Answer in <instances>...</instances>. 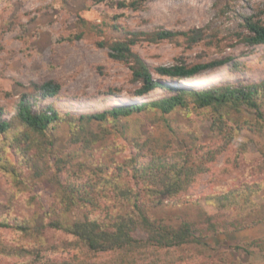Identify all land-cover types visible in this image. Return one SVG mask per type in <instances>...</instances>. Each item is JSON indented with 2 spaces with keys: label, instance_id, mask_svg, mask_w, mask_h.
<instances>
[{
  "label": "rangeland",
  "instance_id": "1",
  "mask_svg": "<svg viewBox=\"0 0 264 264\" xmlns=\"http://www.w3.org/2000/svg\"><path fill=\"white\" fill-rule=\"evenodd\" d=\"M118 1L0 0L1 117L12 118L22 95L32 101L36 110L50 104L60 113L75 116L169 95L161 88L143 96L134 94L139 83L132 78V60L109 56L111 43L127 39L133 41L132 52L149 66L153 76L174 89L264 79V43H239L236 35L242 28L232 17L217 15L214 3L218 0H149L137 8L119 6ZM241 7L256 13L264 22V0H244ZM157 28L187 35L158 40L147 34ZM77 34L81 37L74 38ZM193 34L195 38H188ZM228 55L240 63L239 70H233L229 63L182 80L161 76L154 70L178 61L193 64ZM46 81L59 84V92L45 99L33 98ZM231 117L254 120L248 110ZM213 120L212 109L196 107L188 99L185 107L179 106L168 114L149 110L117 121H92L84 125L78 137L72 136V128L61 121L45 135L33 137L36 142L26 152L35 155L42 147L40 160L32 162L42 163L45 171L40 176L34 173L33 166L18 162L11 151H6L10 162L4 167L17 171L3 168L0 159V220L28 225L29 229L23 232L0 225V264H43L60 259L86 264L98 258L100 254L87 250L71 234L52 228L48 222L59 217L64 224H70L95 216L101 221L107 213H131L132 200H109L108 193V197L100 194V207L75 202L63 208L57 191L65 183L86 181L93 172L98 184L109 177L114 185L136 187L126 172L129 168H115L133 156L135 143L146 150L144 141L166 157L192 149L194 162H203L207 167L191 178L178 197L138 196L137 204L165 224L178 226L185 221L205 227L202 222L208 216H213L217 224L216 232H195L198 236L202 233L199 241L207 246L192 243L178 248L177 262L167 260L166 264H264V137L245 128L234 130L233 141L213 160H207L206 151L223 145L226 139L210 130ZM194 143L203 147L196 149ZM145 153L147 156L141 160L149 159V151ZM57 157L62 164L55 162ZM105 165L110 168L101 177L96 169ZM111 186L107 185V190L113 192ZM223 192L231 193L237 203L218 209L213 195ZM245 193H249L250 202H243ZM229 221L237 226H222ZM136 236L144 238L145 233L140 230ZM255 239L262 246L246 245ZM236 245L246 251L235 249ZM100 258L111 256L101 254Z\"/></svg>",
  "mask_w": 264,
  "mask_h": 264
},
{
  "label": "trees",
  "instance_id": "2",
  "mask_svg": "<svg viewBox=\"0 0 264 264\" xmlns=\"http://www.w3.org/2000/svg\"><path fill=\"white\" fill-rule=\"evenodd\" d=\"M102 1V0H99ZM149 0H120L117 3L119 6H129L137 8L140 4ZM244 0H218L214 3L217 8V15H223L227 18L238 21L242 30L237 32V40L246 46H254L264 43V22L257 17L256 13H248L240 8L241 2ZM146 34V33H144ZM154 39H169L178 34L187 35L186 32L173 31L170 29L157 28L149 33ZM188 38H195L193 35H188ZM77 34L74 38H80ZM67 40H73V37H68ZM133 41L127 39L124 41H115L111 43L109 56L128 61L132 60L131 72L134 81L139 83L134 94L143 96L153 91L156 88H161L168 91L170 94L154 99H148L132 103H122L116 106L105 108L97 113H84L78 116L71 113H60L53 105H46L38 110L33 108L32 101L22 95L19 97L15 107V113L12 118H2V108L0 107V155L2 160L1 166L9 170L11 167H4L10 162L6 156V151H11L18 162H25L29 166H33L34 173L40 176L43 174L44 167L42 163L35 164L34 161L40 160V151L35 155L26 154L27 150L36 142L33 137L43 136L54 125L62 122H67L72 128V136L78 137L84 130L85 124L92 121H104L113 119L119 120L124 116L144 111L154 110L161 114H168L177 107H185L186 102L190 99L196 107L212 109L214 114L213 123L210 130L218 134L226 136L223 145H219L216 149H208L206 151L207 160H213L218 152L223 150V147L228 146L233 141L234 130L243 128L255 131L257 134L264 137V79L258 82L249 83H224L216 86L202 87L199 89L186 90L182 88L174 89L170 84L156 79L149 66L131 50ZM233 57L214 58L205 62H196L187 64L182 61L171 65H162L155 67V72L161 76H167L176 80L190 78L195 75L213 70L217 67L229 64L233 70H239L240 63L233 62ZM60 90V85L46 81L39 86L37 92L33 94V98L40 96L41 98H49L55 96ZM173 91L175 93H173ZM173 93V94H171ZM248 110L254 114V120L232 118L231 114L238 111ZM229 114V117H228ZM228 117L227 119H225ZM86 136V135H84ZM22 140V141H21ZM88 140V139H87ZM146 140V139H145ZM25 143L22 146L21 143ZM149 151V159L141 160L147 156L146 150L138 143H135V152L133 156L127 159V163L116 167L129 168L126 172L130 173L132 180L136 183V187L127 184L121 186L113 184L109 177H104V182L98 184L93 180L96 173L79 183H65L62 189H58L59 202L63 208H67L75 202L80 205L89 207H100V194L112 198H122L132 200L131 213H118L116 215L107 213V216L101 221L93 218H85L83 220H75L70 224H64L59 218L48 222V225L56 230H64L71 234L79 243L87 250L95 252L97 257L93 261H88L86 264H166L167 260L176 261V251L183 246L196 244L207 246L206 243L199 241L200 236L196 235V231L216 232L217 224L213 216H208L203 220L205 227H197L194 222H181L178 226H172L159 221L156 218L150 217L140 205L137 204L138 196L146 194L148 196L160 195L165 199L178 197L179 193L184 191L186 185L191 178L199 171L207 169L203 162L196 163L191 158L192 149L188 152L185 150L177 155L170 157L160 154L158 149L152 145H148L147 141L143 142ZM194 148H202L203 145L194 143ZM140 158L141 161H138ZM61 158H55V162L62 164ZM132 166V167H130ZM98 171L102 176H105V171L108 170L107 165L98 166ZM12 167L10 171L14 170ZM112 170V169H109ZM115 170V171H117ZM15 171H17L15 169ZM114 172V171H113ZM119 174L117 176H120ZM100 179V177H99ZM109 184H113L112 186ZM107 185L113 188V192L107 190ZM109 191V192H108ZM214 204L218 209H223L230 204H236V198L231 193H221L213 195ZM120 200V199H119ZM250 202L249 193H245L244 203ZM161 203V201L158 203ZM155 203V204H156ZM108 207V206H107ZM2 227H15L19 231L25 232L29 229L28 225L12 224L5 218L0 220ZM223 227H236L233 221L225 222ZM142 230L145 233L144 238H138L136 233ZM254 247H260L261 241L255 239L246 243ZM235 249L246 251L245 247L236 245ZM101 254H109L111 258L101 259ZM181 258V257H180ZM177 262V261H176ZM216 263V260H212ZM15 264H20L16 262ZM43 264H75L64 259L55 262H46Z\"/></svg>",
  "mask_w": 264,
  "mask_h": 264
}]
</instances>
